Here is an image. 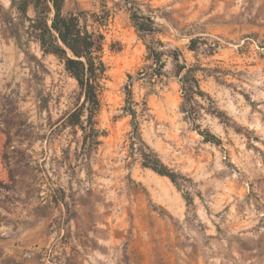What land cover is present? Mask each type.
<instances>
[{
	"label": "rangeland",
	"instance_id": "rangeland-1",
	"mask_svg": "<svg viewBox=\"0 0 264 264\" xmlns=\"http://www.w3.org/2000/svg\"><path fill=\"white\" fill-rule=\"evenodd\" d=\"M143 1L157 28L146 37L108 5L97 118L106 136L89 152L83 132L65 123L83 103L77 82L0 0V264H264V0ZM196 38L214 55L204 44L191 52ZM159 41L161 78L147 50ZM176 50L201 69L202 90L226 118L201 109L194 124L183 113ZM143 143L177 185L142 166Z\"/></svg>",
	"mask_w": 264,
	"mask_h": 264
},
{
	"label": "trees",
	"instance_id": "trees-1",
	"mask_svg": "<svg viewBox=\"0 0 264 264\" xmlns=\"http://www.w3.org/2000/svg\"><path fill=\"white\" fill-rule=\"evenodd\" d=\"M11 2L30 39L40 46L44 54L53 55L63 62L66 72L77 82L83 103L67 116L65 123L74 131L83 132L81 145L84 150L92 152L98 149L102 144L100 138L106 136L105 132L98 129L97 118L102 109V95L109 72L105 61L106 35L103 31L108 27L113 12L112 9H108V5L112 2L114 8H123L127 11L133 27L142 37L157 32L154 10L143 0H101L100 12L82 10L77 0H11ZM69 2L76 5L75 11H66V5ZM203 44L209 46L210 55H214L213 45H208L206 40L201 38L192 39L189 50L198 55L200 46ZM163 47L160 41L147 45L148 60L151 61L153 68L156 67L153 73L159 78L163 76L166 67L163 60L165 55ZM180 56L179 51L176 50L173 52L172 59L181 86L183 113L188 116V119H192L194 124L200 116L201 109L220 120L226 118L225 113L215 106L210 94L202 90L197 77L201 69L189 67L186 63L181 64ZM128 79L133 82L135 78L130 74ZM130 86L127 84L125 87L126 109L134 114L130 105L132 96ZM200 100L212 103L211 108L203 107ZM133 126L138 132L135 121ZM200 135L205 136V142L220 144V141L211 133ZM143 145L144 149L140 152L142 166L177 185V173L170 170L150 147L144 143Z\"/></svg>",
	"mask_w": 264,
	"mask_h": 264
}]
</instances>
